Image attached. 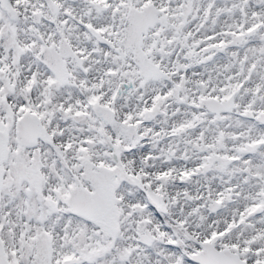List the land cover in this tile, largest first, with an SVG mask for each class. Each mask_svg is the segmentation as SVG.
<instances>
[{"label": "snow or ice", "instance_id": "6c2138e0", "mask_svg": "<svg viewBox=\"0 0 264 264\" xmlns=\"http://www.w3.org/2000/svg\"><path fill=\"white\" fill-rule=\"evenodd\" d=\"M0 264H264V0H0Z\"/></svg>", "mask_w": 264, "mask_h": 264}]
</instances>
